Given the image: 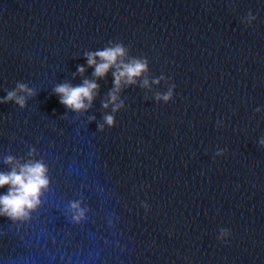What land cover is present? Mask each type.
<instances>
[{
	"label": "water",
	"instance_id": "water-1",
	"mask_svg": "<svg viewBox=\"0 0 264 264\" xmlns=\"http://www.w3.org/2000/svg\"><path fill=\"white\" fill-rule=\"evenodd\" d=\"M110 42L148 62L115 113V69L85 58ZM85 79L91 107H64L56 86ZM18 83L35 94L0 103V172L42 160L50 184L0 217V264H264V0H0V100Z\"/></svg>",
	"mask_w": 264,
	"mask_h": 264
},
{
	"label": "clouds",
	"instance_id": "clouds-1",
	"mask_svg": "<svg viewBox=\"0 0 264 264\" xmlns=\"http://www.w3.org/2000/svg\"><path fill=\"white\" fill-rule=\"evenodd\" d=\"M249 21L254 20L255 17L249 13ZM127 57V49L122 43H111L110 46L103 50L85 53V58L89 67L94 68V77L96 79H103L106 77L110 69H115L113 72L114 88L109 93V102L113 105V113L117 112L123 107V102L117 103L119 99L118 93L123 85H133L136 79L148 70V62L145 59H131L125 63ZM99 61V62H98ZM85 68L78 67V73L83 76ZM160 79H164L161 77ZM155 84H159L160 80H153ZM143 87H149V81L144 79ZM169 88L166 94H157V101L163 100L168 102L172 99L173 88ZM16 91H9L4 100L0 103H7L14 101L21 108L25 107L26 98L24 95L18 93H26L27 96H33L35 93L29 89L26 84L18 83ZM99 85L95 80L85 79L80 86L73 87L68 83L57 85L55 94L60 97V103L67 109L74 112L86 111L91 107L92 101ZM87 102V103H86ZM109 103L103 105L108 108ZM114 116L106 115L104 117L105 123L109 127L114 126ZM99 130H104V125H99ZM264 143V141H262ZM34 149L29 152V157L34 155ZM4 163L11 167L10 172H0V189L7 188L4 195H0V217H6L11 222H26L31 218V214L41 205V197L48 191L49 178L48 169L44 162L30 159L27 162L21 163L11 155L5 157ZM85 209L81 207L79 201H72L69 203V212L71 213V222L79 224L85 217ZM227 230L222 232L226 235Z\"/></svg>",
	"mask_w": 264,
	"mask_h": 264
}]
</instances>
